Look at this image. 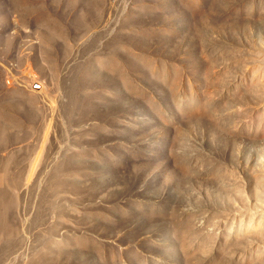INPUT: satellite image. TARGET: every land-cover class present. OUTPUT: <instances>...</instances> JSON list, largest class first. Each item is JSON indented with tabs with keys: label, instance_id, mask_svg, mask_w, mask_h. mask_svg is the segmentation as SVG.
<instances>
[{
	"label": "rangeland",
	"instance_id": "rangeland-1",
	"mask_svg": "<svg viewBox=\"0 0 264 264\" xmlns=\"http://www.w3.org/2000/svg\"><path fill=\"white\" fill-rule=\"evenodd\" d=\"M0 264H264V0H0Z\"/></svg>",
	"mask_w": 264,
	"mask_h": 264
}]
</instances>
